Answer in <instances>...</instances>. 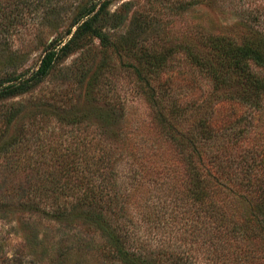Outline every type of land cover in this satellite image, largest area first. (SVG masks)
<instances>
[{"label": "rangeland", "instance_id": "obj_1", "mask_svg": "<svg viewBox=\"0 0 264 264\" xmlns=\"http://www.w3.org/2000/svg\"><path fill=\"white\" fill-rule=\"evenodd\" d=\"M88 3L95 4L92 32L59 52L36 86L0 101L2 141L22 128L27 140L17 155L9 150L0 154V197L24 176L11 172L15 161H43L47 174L52 160L59 154L67 157L75 147L116 146L123 157L119 176L132 177L129 164H134V177L142 182L135 203L126 209L127 218L140 226L142 241L167 246V254L184 251L196 264H219L202 244L211 227H204L208 224L200 200L194 201L185 184L177 186L182 167L199 166L197 156L189 165L163 131L180 132L196 152L226 148L219 155L223 161L248 149L255 163L264 166V97L259 110L236 99L217 102L224 90L213 89L189 56L205 50L210 36L237 42L264 36V0H0V81L28 78L45 52L58 48L57 38L66 42L74 34L76 27L70 24ZM49 7L55 11L49 13ZM39 147L43 153L36 152ZM238 168L234 162L233 172ZM163 176L165 187L151 188ZM104 189L105 195L113 191ZM216 190L215 200L232 206L234 198ZM29 220L47 231L49 222ZM149 223L162 227L150 230ZM94 242L101 240L95 235ZM23 246L18 224L0 219V253L9 258L18 250L29 254Z\"/></svg>", "mask_w": 264, "mask_h": 264}, {"label": "trees", "instance_id": "obj_2", "mask_svg": "<svg viewBox=\"0 0 264 264\" xmlns=\"http://www.w3.org/2000/svg\"><path fill=\"white\" fill-rule=\"evenodd\" d=\"M94 10V3L78 8L70 24L71 28L76 27L74 34L71 35L70 28L65 33L71 35L69 40L64 42L57 38L54 45L58 48L48 49L28 78L18 75L0 81V101L23 95L45 78L59 52H66L82 34L92 32ZM53 11L54 7L48 8L49 13ZM207 43L205 50L191 52L189 56L211 81L213 89L224 90L216 101L236 99L255 110L261 109L264 36L252 42L210 36ZM251 65L262 73L253 70ZM19 115L18 111L10 117L15 119ZM163 134L189 165L197 156L199 166L182 167L177 186L185 184L194 201L200 200L208 224L204 227H211L202 244L210 248L214 260L219 264H264V166L255 163L248 149L238 157L223 161L219 155L226 148L196 152L190 139L180 132L173 129ZM4 136L0 134V154L9 150L17 155L27 142L23 128L6 141H2ZM42 149L39 147L36 152L43 153ZM59 155L47 165L50 168L47 174L43 161L25 164L15 161L11 172L24 176L15 179L10 190L1 195L0 219H12L18 224L23 247L29 249V254L18 250L9 258L1 252V264H90L89 259L95 261L92 264H100L99 258L115 264H196L184 251L167 254L165 245L156 248L144 243L138 223L127 218L126 209L130 203H135V192L142 182L134 177L138 171L134 164H129V169L134 171L132 177L119 176L118 169L123 167L121 148L97 144L89 151L86 147H75L67 157ZM211 160L213 164L209 166L207 163ZM234 162L240 168L235 172ZM21 170H25L24 173L19 172ZM225 171L228 174L230 171V175ZM162 178L160 183L157 181L158 186L151 185V188L165 187L166 176ZM44 183L47 184L45 193ZM109 186L113 191L107 190L105 195L104 187ZM217 188L234 198V202L230 200L232 206L215 200L218 199ZM33 218L49 222L47 231H40L31 224L29 219ZM149 224L152 225L150 230L162 227V223ZM83 234L93 236L87 239ZM95 235L101 243L94 242Z\"/></svg>", "mask_w": 264, "mask_h": 264}]
</instances>
